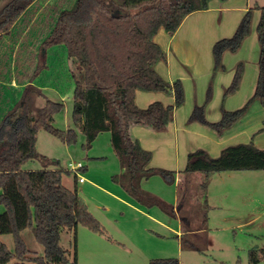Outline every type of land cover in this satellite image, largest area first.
<instances>
[{"label": "trees", "instance_id": "16d2710c", "mask_svg": "<svg viewBox=\"0 0 264 264\" xmlns=\"http://www.w3.org/2000/svg\"><path fill=\"white\" fill-rule=\"evenodd\" d=\"M39 1L9 0L0 9V78L5 80L10 74L11 80L26 85L17 107L0 112V206L4 209L0 214V264H69V251L61 245L63 232L73 234L83 226L91 232L104 233L77 189L64 186L63 175L68 171L59 168V161L41 157L36 150L41 130L68 146L76 144L78 139L75 129L54 127L55 116L64 112V104L48 99L33 85L49 70L48 56L54 48L63 49L73 66L70 70L74 85L73 123L85 137L84 148L90 150L102 133L111 134L112 148L122 170L113 181L139 204L160 207L171 217H177L174 206L142 188L144 181L157 175L175 183L177 174H199L200 186L206 194L215 174L264 172V149L253 142L228 146L216 158L198 149L188 155L187 165L179 173L151 168L153 153L131 134L134 126L157 133L167 131L175 110L185 103L181 80L169 83L156 70L157 64L166 60L165 52L155 42L156 35L164 30L173 36L187 16L208 10L214 0H73L72 3V0H55L44 9ZM39 8L44 15L35 20ZM256 9L261 11L257 26L260 57L253 96L236 111L222 108L218 122L207 120L205 105L195 106L189 117L190 123H199L218 136L240 121L253 102L259 101L264 109V7L256 6ZM252 21L253 10L249 9L234 35L214 44V76L225 71L224 54L238 52L249 37ZM6 45H12L16 57L12 72L7 68ZM243 71V64H238L224 97L239 90ZM138 91L172 95L175 102L168 106L154 102L142 109L136 103ZM211 91L210 87L207 102ZM39 98L45 100L43 107L37 106ZM263 131L264 127L256 134ZM40 157L45 163L43 169L23 170L26 162ZM184 185H179L178 194ZM204 202L208 213L211 207L206 197ZM178 213L181 215L182 210ZM208 221L206 217L205 222ZM25 230L32 231L43 247L42 257H30L32 252L22 236ZM193 232L191 228L182 230L181 240ZM3 235L13 236L15 252L1 241ZM248 258L249 264H264V247L252 248ZM151 264L179 262L154 260Z\"/></svg>", "mask_w": 264, "mask_h": 264}, {"label": "rangeland", "instance_id": "374dc122", "mask_svg": "<svg viewBox=\"0 0 264 264\" xmlns=\"http://www.w3.org/2000/svg\"><path fill=\"white\" fill-rule=\"evenodd\" d=\"M8 1L0 0V9ZM218 1L220 5H225L229 0ZM54 2L55 0H40L39 6L44 9ZM256 6L264 7V0H250L249 9L253 10L251 34L238 52L224 54L225 71L213 75V45L210 50L213 66L210 78L193 80L187 85L181 81L185 92L183 109H188L192 114L195 106L205 105L207 120L218 122L221 118L213 121L215 115L219 114L222 108L226 110L228 103L237 97V94L224 97L223 92L215 102L218 74L233 73L234 76L236 67L240 63L244 67L243 75L245 71L248 74L253 72L255 67L259 70V63L257 59H253V56L255 58L256 54L259 57L260 44L257 42L258 49L255 50L251 43V39H256L258 35L257 26L261 19V11L256 9ZM41 8L35 20L44 15ZM227 15L228 13L222 10L218 13V21L220 22ZM4 53L9 60L7 68L12 72L16 60L12 45H6ZM226 54L227 60H224ZM48 66L49 70L42 75V79L37 84L52 86L55 80L59 91L46 88L43 93L48 99L62 102L65 106L64 112L55 116L54 127L60 130L75 129L78 139L76 144L68 146L48 132L41 130L37 137V153L48 160L59 161V168L66 171L71 162L82 163L86 167L85 171L78 172V175L86 181L84 184L78 183L79 194L91 214L104 229L103 234L91 232L83 226H79L73 234L69 231L63 232L61 245L69 251V264H75L76 261L77 264H151L154 260L169 259L177 260L179 264H249V251L252 248L264 247V172H233L216 176L212 180L208 193V205L211 207L208 213L204 202L206 194L200 186L202 176L198 174L184 179L185 185L180 194H178L177 181L169 183L160 175L142 184L144 191L161 199L167 205L174 206L177 217H171L160 207L149 208L141 205L113 181V177L119 175L122 170L119 159L112 148L111 134L102 133L90 150L84 148L85 137L73 123L74 85L70 74L73 66L68 61L65 51L58 48L51 50L48 56ZM4 78L5 80L0 78L2 99L0 112L16 108L22 95V88L10 85L12 78L10 74ZM186 86L189 88L187 93ZM210 87L211 97L207 102ZM44 105L45 100L39 98L37 106L43 107ZM233 106L239 105L232 104L231 108H234ZM243 106L232 111L241 109ZM263 112L264 109L260 102L255 101L245 116L234 126L248 125V128L259 131L264 126ZM207 130L212 133L211 129ZM41 157L26 162L22 167L23 170L43 169L45 163ZM63 184L66 188L74 190L75 172L65 173ZM181 210L182 213L179 215L178 212ZM3 211V207L0 206V214ZM206 217H209L207 223L205 222ZM190 228L194 232L181 240L178 232ZM22 236L32 252L31 258L44 255V249L38 244L32 231L25 230ZM1 241L11 252H15L12 235L1 236Z\"/></svg>", "mask_w": 264, "mask_h": 264}, {"label": "crops", "instance_id": "0c3cea01", "mask_svg": "<svg viewBox=\"0 0 264 264\" xmlns=\"http://www.w3.org/2000/svg\"><path fill=\"white\" fill-rule=\"evenodd\" d=\"M220 4L218 0H214L210 3L208 10L194 12L187 16L173 36H170L164 30L158 32L155 37V42L159 44L165 52L166 60L159 62L156 66V70L165 81L173 83L177 80H181L187 85V83L193 80H207L210 78L213 67L210 56L212 46L219 39L230 37L231 33L235 31L242 17L249 10L250 0H229L225 5ZM222 10L228 13V15L219 22L217 19L218 13L222 12ZM251 40L254 49H258V35L256 39L252 38ZM259 57L255 54V58L253 56V59H257L256 61L259 63ZM224 60H227V54ZM258 75L259 70L257 67H255L253 72H249V74L246 71L244 72L241 86L235 93L237 97H235V100L230 101L231 103H228L225 108L227 111H232L247 103L255 92ZM42 77L43 76L33 83L35 87L42 91L46 88L59 91L55 84V80L52 86H41L37 84ZM233 78V73L218 74L215 96L217 98H215V102L221 94L225 92V89L231 85ZM10 85L22 88L23 95L26 85H19L15 80H11ZM187 90H189V88L186 86V93ZM154 102H161L168 106L174 104L175 98L172 95L158 92H137L136 103L140 108L145 109ZM230 104H237L239 106H233L234 108H231ZM190 115L191 112H189L188 109H183V107L175 110L173 121L169 125L167 131L162 133H157L149 128L141 126L132 127V136L139 140L144 149L153 153V159L150 164L151 168H161L179 173L185 169L188 155L198 149L206 150L212 157H218L222 150L228 146L247 144L250 142L264 149V132L256 134L258 130L250 129L248 125H236L226 131L222 136H218L214 131L210 133V131L207 130L208 128L206 129V127L199 123H190ZM221 117L222 111L215 115L213 121H217ZM100 136L101 135H99V137ZM85 170L86 167H84L82 171ZM231 173L233 172L215 174L211 177L206 193L207 199H209L208 193L210 192L212 180L218 175ZM190 176L194 175L177 174V188L180 184H183L185 178ZM85 182L86 181L79 183L78 178L75 176V188L78 193V183L84 184ZM178 235L180 237L182 231H179Z\"/></svg>", "mask_w": 264, "mask_h": 264}, {"label": "built area", "instance_id": "2783aa9c", "mask_svg": "<svg viewBox=\"0 0 264 264\" xmlns=\"http://www.w3.org/2000/svg\"><path fill=\"white\" fill-rule=\"evenodd\" d=\"M83 169H84V165L82 163H74V162H71L68 165V171L75 172V176L78 178V182L79 183H83L85 181L84 178H82V177H80L78 175V172L79 171H82Z\"/></svg>", "mask_w": 264, "mask_h": 264}]
</instances>
